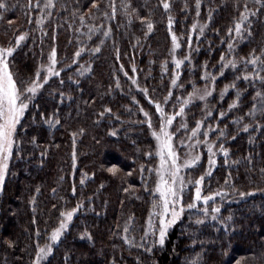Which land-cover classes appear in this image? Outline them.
<instances>
[{"label": "trees", "instance_id": "1", "mask_svg": "<svg viewBox=\"0 0 264 264\" xmlns=\"http://www.w3.org/2000/svg\"><path fill=\"white\" fill-rule=\"evenodd\" d=\"M60 2L68 5L67 11L61 9L59 14L53 11L44 23V32L35 24L37 10H32L33 18L29 23L28 10L24 7L28 0H8L15 7L0 17V45L14 44L16 35L24 31L29 33L11 58L10 66L18 72L20 79L33 77L42 63H48L47 57L53 45L57 48L58 67L62 68L61 75L50 78L35 99L34 104L40 107L30 106L23 118L25 127H19L17 139L21 141L20 150L14 152L3 191L0 192V264H30L36 250L35 242L38 240L41 245L45 244L52 228L58 226L61 210L70 209L79 200L84 201L83 206L74 214L70 227L55 244L46 264H186L197 252L201 253L200 264H235L241 257L244 258L242 264H264V191L243 198L233 196L222 201L217 198L215 202L222 203L221 218L232 216V220L227 221V228L219 220L211 219L196 226L185 217L184 223L170 229L163 247L154 246L153 252L148 253L136 246L147 226L152 201L151 193L143 187L139 165L155 167L157 163L155 140L150 129L147 123L138 122L145 120L139 108L143 107L150 113L153 126L158 128L159 115L151 100L163 103V97L171 90L173 96L163 106L167 112H172L173 105H176L175 110L178 111L176 98L186 96L192 89L193 81L203 87L201 77L205 61H208L209 71H219V67L214 69L213 65H218L220 54L226 52L229 42L227 30L233 25V18L238 17L243 9L245 0H202L198 17L195 0H187L188 9H184L185 0H170V13L163 9L159 0H131L139 16L151 19L154 24L147 37L144 35L146 25L136 13L132 14L129 22L119 9L121 0H116V18L104 22L105 27L112 26V35L104 38L99 53H92L91 56L82 54L76 63L71 61L80 46L77 36L81 33L74 31L79 27V20L77 17L76 23L69 28L70 21L66 17L73 8L86 13L91 0ZM100 6L104 8L103 0H100ZM248 6H254L252 0H248ZM209 11L212 12L211 21L208 20ZM93 14L98 17L95 23H100L102 18L94 9ZM169 15L174 18L172 31L180 37L181 48L175 52L177 58L189 53L186 40L190 32L192 35L191 60L180 69H176L171 59ZM250 19V34L245 32L244 39L235 42V54L238 56H247L253 49L259 52L264 48V7H260ZM87 22L92 21L89 18ZM194 22L208 25L203 36L198 28L195 32L191 31ZM99 38L102 37L97 33L85 47H94ZM116 49L120 52L119 59H116ZM89 63L90 70L80 75L77 69ZM120 64L124 65L123 71L119 69ZM133 64L136 65L135 72L131 71ZM177 70L181 73L178 83L184 85L183 89L171 85L172 75ZM124 71L129 76H125ZM234 71L226 69L222 77H217L214 98L208 101L210 106H214V117H218L220 110L227 113L226 118L209 120L208 123H219L220 127L228 125L229 136L235 133L236 138L225 141V146L230 149V166L224 164L222 154L218 155V164L211 179L205 180L206 193L223 185L229 172L230 180L239 190L264 189V175L260 173V169L264 168V129L243 132L240 130L242 124L237 126L232 123L233 117L243 115L251 107L254 89L247 81H236L237 88L246 89V93L241 96L238 108L233 110H229L228 105L236 99V89H230L223 99L220 98L224 85L234 80ZM133 76L141 87L148 88L147 95L131 83L129 77ZM117 78L119 87L116 85ZM133 96L136 100L132 99ZM109 107L111 113L99 116ZM203 108L204 103L200 105L199 102L186 109L190 127L201 119ZM57 110L60 123L55 127L44 123L39 115L43 112L49 116ZM256 119L264 123L259 114ZM250 122L247 117L243 121ZM175 127L176 122L174 130ZM81 128L84 129L82 133L79 131ZM111 130H115L117 135L113 136ZM72 132L77 133L75 169L71 158ZM183 135L180 132L174 137L175 143ZM249 136L253 137L251 141ZM33 137H36L35 143L31 142ZM210 138L215 139V135L210 134ZM182 150L179 149L180 152ZM150 151L152 156L144 155ZM201 151L205 153L201 165L189 172L193 177L199 176L207 164L206 149ZM249 155L251 163L247 159ZM233 160L238 163L231 164ZM113 165L118 168L115 175L108 172ZM129 170L132 171L131 176L126 175ZM82 173L87 174L83 176V184ZM144 178L148 181V188H152L155 175L149 176L145 170ZM128 184L134 185V188L126 193L123 189ZM73 185L77 189L75 194L71 191ZM33 197L35 204L32 203ZM189 199L186 195V202ZM131 215H134V220L128 235L135 237V244L130 246L123 240V226ZM185 224L190 226L191 231L185 228ZM37 229L40 230L39 237ZM85 229L91 233L90 238L81 237L80 233ZM8 240L14 241V245L9 246Z\"/></svg>", "mask_w": 264, "mask_h": 264}, {"label": "snow or ice", "instance_id": "2", "mask_svg": "<svg viewBox=\"0 0 264 264\" xmlns=\"http://www.w3.org/2000/svg\"><path fill=\"white\" fill-rule=\"evenodd\" d=\"M162 4L163 9L167 12H171L170 0H159ZM253 7L248 6V0H245L243 9L239 11L238 17L233 18V25L229 26L227 30V36L229 37V42L225 53L220 54V59L218 65H213V68L219 67L218 72H212L208 70V61L204 62L202 73V79L204 80L203 87L196 84L195 81L192 82V91L188 92L186 96H181L176 98V103L178 104V111L176 105H173V111L167 112L164 108V104L169 103L170 98L173 96L171 90L168 94L163 97V103L158 100H151L155 105V112L159 114L158 117V128L153 126L152 116L143 107L139 108V111L143 113L145 117L144 121H138L139 123H147L150 129L151 136L155 139L156 148L155 155L159 157L158 166L153 167L145 164L139 165V171L141 179L143 181V187L146 191L150 192L152 195L151 210L149 211L147 226L144 228L143 234L140 236V242L136 244L137 247L144 249L146 252H153L154 246L163 247L166 243V238L169 234V230L177 225L178 223H184L185 217L192 224L196 226L203 225L206 221L211 219L212 221L219 220L221 225L227 228L229 225L227 221L232 220V216L229 215L225 218H221V204H217L215 201L220 198L221 201L225 198H232L233 196L238 197H248L257 191H264V189L253 188L248 191L239 190L230 180L231 172L224 178L223 185L217 187L216 190L205 192L204 185L205 180H210L214 169L218 164V155L222 154L223 161L225 165H229L230 149L225 146V141L227 139L234 140L236 134L233 133L229 136L228 125L220 127L219 123L212 124L208 123L209 120H217L220 118H226V111L220 110L218 117L213 116L214 106H210L208 101L210 98H214L213 93L216 88L217 77H222L225 74L226 69H233L234 80L229 84H225L223 89L220 91V98L223 99L225 94L229 92L230 89H236V99L228 105L229 110L238 108L240 104V99L243 94L246 93V89L237 88L236 81H247L249 87L254 89V95L252 97L251 107L243 115L233 117L232 123L239 126L242 124L240 129L243 132H248L249 130L256 131L257 129H264V123L257 120L256 117L259 116L264 119V48H261L259 52L253 49L247 56L236 55V41L244 39V33L248 32L250 34V17L257 14L260 7H264V0H252ZM59 3V7L57 4ZM104 8L100 6V0H91V5L89 10L85 13L79 8H73L66 17L70 22L68 27L72 28L79 20V27L75 28L76 33H81L77 36V41L80 46L76 49L73 54L72 63H76L78 59L82 58V54H88L91 56L92 53H99L101 51V45L104 44V38L112 35V26L109 24L107 27L104 26L105 21H110L115 19L117 16L118 8L116 0H103ZM202 0H195V12L196 16L200 15ZM15 5H10L8 0H0V17L4 15L5 12L10 11ZM25 9L28 10L29 23L32 22V10H37L35 15V24L40 26V30L44 32V23L49 20L52 16L53 11L57 14L60 13L61 9L67 11L68 5L60 0H28V3L24 5ZM239 8V4L237 3ZM189 4L187 0L184 3V9H188ZM93 9L101 17L100 23H95L97 20V15L93 14ZM119 9L123 12L125 16L129 18L131 22L132 14L136 13L138 18L146 25L147 31L144 33L147 37L148 33H151L154 28V24L151 19L139 16L137 9L132 7L131 0H121ZM131 9V11H129ZM91 19L92 22H87ZM212 12L208 13V20L211 21ZM246 22L248 27H246ZM11 23V22H9ZM174 23L173 16H168V31L171 34L172 48L170 49L171 59L175 64L176 69L186 62L191 60V48H192V35L191 32L187 36V45L189 47V53L182 58H177L175 52L177 49L181 48L180 37L177 33L172 31V25ZM207 24H198L194 22L191 26V31L195 32L197 28L199 29V34L204 35L205 28ZM219 31V29H216ZM100 33L102 38H99V42L95 44L94 47L87 48L85 45L88 41ZM46 34V33H45ZM183 35V34H181ZM29 36L27 31L21 32L19 35L15 36V43H9L8 46L0 45V191H3L6 175L9 172L10 161L14 156V152L20 150L21 141L17 139L20 135L19 127H25L23 124V118L26 115L27 110L30 106L39 108V105L34 104L35 99L48 84L50 78L59 77L61 75L62 68L58 67L57 59V48L55 45L51 47L48 54V63L41 64L35 71L33 77L27 78V80L20 79L18 72H14L11 68L12 57L24 41ZM55 39V36H53ZM224 38H221L223 42ZM197 51L199 46L197 45ZM120 58L119 49H116V59ZM167 61H165V64ZM241 66V67H238ZM67 67V65H64ZM242 68V71H241ZM119 69L124 70V65L120 64ZM90 70V63L88 66L81 65L77 69L80 75ZM166 70V69H165ZM132 72L136 71V65H132ZM239 73V74H237ZM125 76H129L127 71H124ZM180 71H174L171 78V85L184 88L183 84H179ZM131 83L137 88H140L145 95L148 94L147 87H141L136 78L129 77ZM63 84V80H60ZM77 84L79 81L76 82ZM117 87H119V78L116 81ZM154 91V89H153ZM63 97V93H60ZM136 100V97H132ZM194 101H200L204 103V108L202 109V117L194 122L195 126L190 127L187 120L186 109L193 104ZM139 104V101H136ZM112 109L105 108L99 113V116H104V114L111 113ZM42 121L51 127L57 126L60 121L58 118V110L54 111L51 115L45 116L43 112L39 113ZM180 118L178 126L175 130H171L174 121ZM250 119V123H243L245 118ZM35 121V113L33 114V122ZM81 133L84 129L79 130ZM180 132L184 135L179 137L178 143H174V137H177ZM113 136L117 135L115 130H111ZM210 134L215 135V139L210 138ZM73 140V151H72V167H76V132H72ZM201 136L203 139H201ZM253 137L249 136V141ZM36 137L32 138V143H35ZM183 148V155H181L179 149ZM201 149H206L207 164L203 172L199 176L193 177L189 175V172L194 171L201 165L202 158L205 155ZM43 155V154H42ZM144 155L152 156L153 153L147 152ZM249 163H251V155L247 157ZM237 160L231 161V164H237ZM145 170L148 175H155V183L152 188H148V181L144 178ZM108 172L116 174L118 168L116 165L108 168ZM260 173L264 175V168L260 169ZM87 174L82 173L81 184H83V176ZM94 175V174H93ZM127 176L132 175V171L129 170L126 173ZM61 179H63L61 177ZM102 186V185H101ZM134 185L128 184L127 187L123 189L124 192H129L133 189ZM39 187L36 191L39 192ZM71 191L73 194L77 192L75 185L72 186ZM55 192V189H53ZM189 196L190 199L186 202L185 197ZM32 203L35 204V197L32 198ZM84 201L79 200L76 202L75 206L70 209L61 210L60 219L58 226L52 228L50 236L47 238V242L41 245L38 240L35 242L36 250L34 255L30 260V264H46L49 260L50 255L54 251L55 244L61 239L62 234L66 229L70 227V222L73 221L74 214L83 206ZM55 207V205H53ZM35 210V209H34ZM193 215L195 219L193 220ZM134 220V215L128 217L127 221L123 226V240L126 244L130 246L135 244V237H130L128 233L132 230L131 225ZM35 222V219L33 220ZM120 225L117 224V228ZM185 228L191 231L190 226L185 224ZM118 235L120 233H117ZM37 237L40 236V230H36ZM81 237H91V233L85 229L84 232L80 233ZM14 241L8 240L7 244L9 246L14 245ZM195 243V242H193ZM201 253L197 252L195 255L187 260L186 264H200ZM241 257L235 261V264H242ZM139 260V257H137ZM115 264V262H113Z\"/></svg>", "mask_w": 264, "mask_h": 264}, {"label": "rangeland", "instance_id": "3", "mask_svg": "<svg viewBox=\"0 0 264 264\" xmlns=\"http://www.w3.org/2000/svg\"><path fill=\"white\" fill-rule=\"evenodd\" d=\"M45 64H47V63H45ZM190 91H192V89L190 90ZM190 91H188V92H190ZM187 92V93H188ZM186 93V94H187ZM200 101H194L193 103H199ZM201 104H203V102H200V105ZM159 115V114H158ZM179 120H180V118L178 117V119H176L175 121H174V123L176 122V126H178V124H179ZM171 130H173L174 131V125H173V127H172V129ZM203 138V137H202ZM201 138V139H202ZM155 140V139H154ZM174 143H175V140H174ZM155 148H156V142H155ZM181 153V155H183V150L180 152ZM156 158H157V163H156V166H158V163H159V157L158 156H156ZM1 192V191H0ZM170 231V230H169ZM65 232V231H64ZM63 235V234H62Z\"/></svg>", "mask_w": 264, "mask_h": 264}]
</instances>
